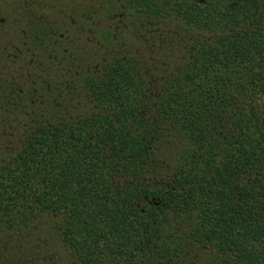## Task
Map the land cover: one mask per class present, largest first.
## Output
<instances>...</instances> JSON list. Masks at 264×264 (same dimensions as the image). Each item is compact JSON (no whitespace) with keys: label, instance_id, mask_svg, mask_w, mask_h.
Returning <instances> with one entry per match:
<instances>
[{"label":"trees","instance_id":"trees-1","mask_svg":"<svg viewBox=\"0 0 264 264\" xmlns=\"http://www.w3.org/2000/svg\"><path fill=\"white\" fill-rule=\"evenodd\" d=\"M0 264H264V0H0Z\"/></svg>","mask_w":264,"mask_h":264},{"label":"rangeland","instance_id":"rangeland-1","mask_svg":"<svg viewBox=\"0 0 264 264\" xmlns=\"http://www.w3.org/2000/svg\"><path fill=\"white\" fill-rule=\"evenodd\" d=\"M42 246H44V247H45V244H43Z\"/></svg>","mask_w":264,"mask_h":264}]
</instances>
